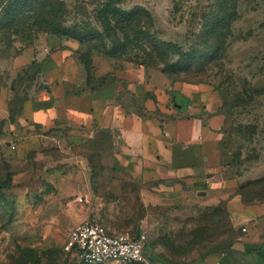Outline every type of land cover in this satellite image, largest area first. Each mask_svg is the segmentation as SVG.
<instances>
[{"label": "rangeland", "instance_id": "obj_1", "mask_svg": "<svg viewBox=\"0 0 264 264\" xmlns=\"http://www.w3.org/2000/svg\"><path fill=\"white\" fill-rule=\"evenodd\" d=\"M64 1L72 21L79 13L94 15L100 0ZM123 1L128 10L146 7L163 39L186 46L197 41L202 16L219 9V0ZM232 1L238 16L222 66L209 70L202 82L171 84L191 88L188 103L211 124L218 156L210 172L198 173L225 195L218 206L183 220L170 205L147 206L143 182L130 176L134 165L116 155L119 140L107 128L91 131L66 120L55 98L62 91L99 87L111 95L129 65L142 66L94 49L89 76L83 62L88 45L39 29L28 10L20 24L7 26L0 8V111L8 109L6 118L0 117V264H84L65 245L70 231L87 219L100 220L112 232L147 235L146 260L131 264H181L209 247L217 257L228 246H239L247 225H235L229 202L238 197L246 205L264 203V0ZM30 2L23 4L26 9ZM157 70L147 68V82ZM150 82L152 89L163 86L158 77ZM162 90L161 97L155 90L148 94L160 111L143 114L167 123L181 116L182 106L172 91ZM54 105L52 116L47 109ZM258 180L246 188L257 199L245 203L238 191Z\"/></svg>", "mask_w": 264, "mask_h": 264}, {"label": "crops", "instance_id": "obj_2", "mask_svg": "<svg viewBox=\"0 0 264 264\" xmlns=\"http://www.w3.org/2000/svg\"><path fill=\"white\" fill-rule=\"evenodd\" d=\"M146 70L145 67L129 65L121 75L125 80L117 82V89L111 95H105L99 87L73 93L62 91L55 98H59L66 120L73 118L82 128L89 127L91 131L107 128L112 137L119 140L121 145L116 155L124 164L134 165L130 176L143 182L141 191L147 206L170 205L182 220L191 215L201 216L204 209L218 206L221 198H225L218 193V187L209 184L210 180L198 173L201 168L207 172L212 170L219 152L218 142L212 139V127L204 120L205 115H200V111L188 103L192 89L174 87L171 85L174 82L161 70L153 71L150 81L158 77L163 86L152 89L151 82L146 80ZM113 79L111 77V81L103 85ZM162 87L172 91L182 106L178 108L181 116H175L167 123H159L156 117L143 114V111H160L156 99L148 94L155 90L154 94L161 97ZM49 98H52L51 94ZM163 110L170 111L168 107ZM7 111L6 108L0 111L2 119L6 118ZM47 111L53 116L57 114V106ZM173 179L188 185L164 182ZM228 205L235 225H247V233L240 237L239 246H228L217 257L209 247L181 264H264V258L253 250L264 246V218L260 216L264 214V203L246 205L236 197Z\"/></svg>", "mask_w": 264, "mask_h": 264}, {"label": "trees", "instance_id": "obj_3", "mask_svg": "<svg viewBox=\"0 0 264 264\" xmlns=\"http://www.w3.org/2000/svg\"><path fill=\"white\" fill-rule=\"evenodd\" d=\"M26 1L30 0H0L7 26L20 24L28 10L39 29L78 40L80 45H88L83 62L89 76L93 66L92 53L96 49L108 57L125 59L146 69L159 68L173 82H202L209 70L222 66L220 62L232 34V24L238 16L231 11L232 0H219L218 12L202 16L203 29L194 33L197 41L186 46L178 41L163 39L155 29L153 14L141 5L128 10L122 7L123 0H100L94 15L79 13L70 21L68 5L64 0H31L29 9L23 5ZM262 180L250 181L240 188L238 193L245 203L257 199L255 194L250 197L246 188ZM253 250L264 258V246L254 247Z\"/></svg>", "mask_w": 264, "mask_h": 264}, {"label": "built area", "instance_id": "obj_4", "mask_svg": "<svg viewBox=\"0 0 264 264\" xmlns=\"http://www.w3.org/2000/svg\"><path fill=\"white\" fill-rule=\"evenodd\" d=\"M147 242L145 233L112 232L100 220L87 219L70 231L65 249L84 264H131L146 260Z\"/></svg>", "mask_w": 264, "mask_h": 264}]
</instances>
